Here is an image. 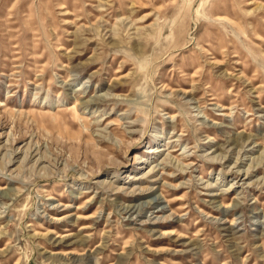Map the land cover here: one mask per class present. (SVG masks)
Masks as SVG:
<instances>
[{
    "label": "rangeland",
    "instance_id": "rangeland-1",
    "mask_svg": "<svg viewBox=\"0 0 264 264\" xmlns=\"http://www.w3.org/2000/svg\"><path fill=\"white\" fill-rule=\"evenodd\" d=\"M1 160L0 264H264V0H0Z\"/></svg>",
    "mask_w": 264,
    "mask_h": 264
},
{
    "label": "bare ground",
    "instance_id": "bare-ground-1",
    "mask_svg": "<svg viewBox=\"0 0 264 264\" xmlns=\"http://www.w3.org/2000/svg\"><path fill=\"white\" fill-rule=\"evenodd\" d=\"M5 157L7 156L6 154L4 155ZM3 156V157H4ZM12 156V154L11 155H9V157H8V160H7V163L5 164V167H6V165H11V163H12V160H13V158L11 157ZM15 158V157H14ZM3 160V159H2ZM2 160L0 161V163L2 162ZM108 187L109 188H112V184L111 183H109L108 184ZM113 190V189H112ZM120 190H123V187L121 188H115L114 189V191H116L117 193L120 191ZM148 190H150V189H140V192H146V191H148ZM0 191H2L1 189H0ZM139 192V191H138ZM132 193H134L133 191H132ZM137 193V192H136ZM141 194V193H140ZM133 208H130L127 212L128 213H130V212H132L131 210H132ZM161 210H163V209H161Z\"/></svg>",
    "mask_w": 264,
    "mask_h": 264
}]
</instances>
